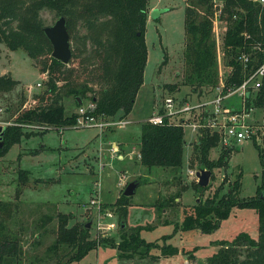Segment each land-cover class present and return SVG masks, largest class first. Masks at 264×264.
I'll return each instance as SVG.
<instances>
[{
  "label": "rangeland",
  "instance_id": "1",
  "mask_svg": "<svg viewBox=\"0 0 264 264\" xmlns=\"http://www.w3.org/2000/svg\"><path fill=\"white\" fill-rule=\"evenodd\" d=\"M189 2L150 0L151 7L156 5L167 9L156 17L148 12L144 23L147 58L142 82L130 110L125 115L117 110L109 117L117 119L122 116L126 122L104 126L102 130L97 125L60 124L59 128L48 123L39 127L35 124L30 129L21 127L23 133L18 140L0 154V234L2 232L6 238L16 240L19 264H54L56 260L64 261L68 257L71 250L68 245L61 243L56 248L50 247L60 215L65 218L66 225L90 220L88 234L93 237V207L88 206V201L95 195L97 187V194L103 202L101 206L110 207L114 222V226L101 236L117 239L115 198L126 182L135 178L139 183L128 197L125 229L142 225L138 235L144 241L159 245L152 246L148 254L136 252L123 256L117 255L115 245L105 241L89 249L73 264H200L217 250L218 240L231 239L240 231L252 237L258 235L257 213L252 207L232 206L229 214L209 232L199 228L181 229L179 225L184 212L191 211L195 202L212 195L215 190L219 195L224 194L231 189L237 176L240 182L236 191L238 197L257 193L261 182L258 147L264 150V141L259 136L244 138L234 142L232 147L224 148L229 151L225 156L226 163L209 168L199 160L195 151L201 135L186 126L183 127L186 142L180 166L149 167L138 160L140 123L165 94H175L180 100L190 101L212 94L213 88L203 87V93L199 94L183 82L184 8ZM218 8V5L214 6L213 14L217 81L232 69L227 63L223 43L226 19L220 17ZM203 11L201 8L200 12ZM39 15L43 24L51 23L56 17L48 9H41ZM3 72L8 73L17 84L9 91L0 92V120L11 117L18 105V109L21 108L32 93H37L44 86L43 73L21 48L10 49L0 42V73ZM36 81L40 82L38 86ZM166 83H176L177 87L169 90ZM62 99L64 112L75 113L77 104L72 97L68 95ZM240 99L234 93L224 102L239 107ZM85 102L83 98L81 104ZM263 111V107L251 105L248 120L260 121ZM112 141H115V151ZM221 148L218 137L217 145L209 149V157L217 158ZM117 152L123 153V156L118 158ZM99 163L103 164L102 169L98 168ZM200 168L211 170L208 183L203 186L198 184L195 174ZM19 169L26 170L23 180L19 178ZM175 194L178 196L172 199ZM164 200L165 206H158ZM176 224L178 228H175ZM164 244L177 246L178 251L163 255L160 246Z\"/></svg>",
  "mask_w": 264,
  "mask_h": 264
},
{
  "label": "trees",
  "instance_id": "2",
  "mask_svg": "<svg viewBox=\"0 0 264 264\" xmlns=\"http://www.w3.org/2000/svg\"><path fill=\"white\" fill-rule=\"evenodd\" d=\"M221 1L219 14L226 19L223 43L228 56L227 63L232 68L225 83L237 85L264 60L263 51L251 49L254 43L264 46V2ZM149 3L150 0H0V42L10 49L21 48L44 75L42 89L32 93L22 108L18 109V105L13 120L70 124L75 119V113L64 112L62 99L68 95L77 105L76 96L81 101L90 98L95 103L93 113L103 118L112 117L117 110L125 115L142 82L147 58L144 23L151 8ZM213 4V0H190L184 8L186 41L183 47V82L199 94L203 87L213 88L218 83ZM201 8L203 13L200 12ZM41 9L65 16L71 50L65 63L49 54L51 45L40 28L43 24L39 15ZM242 49L251 53L246 66L237 59ZM16 84L17 81L8 73H0V92L9 91ZM166 86L169 90L177 87L176 83H166ZM246 105L264 108V74L260 85L248 90ZM20 128L16 124L2 126L0 154L18 140L23 133ZM185 142L182 125L143 121L140 123L138 160L149 167L180 166ZM217 142V134H210L209 131H204L196 142L197 156L209 168L226 163L227 149L221 148L215 159L208 155L210 147L217 145ZM258 150L261 182L255 195L244 198L236 195L240 183L237 176L231 189L224 194L219 195L215 190L212 195L195 202L191 211L184 212L179 225L181 229L199 228L209 232L229 214L232 206L252 207L257 213L258 235L252 237L240 231L231 239L218 240L217 250L200 264H264V150L259 147ZM18 172L19 178L23 180L26 170L19 169ZM177 196L175 194L171 197L175 199ZM128 197L121 192L115 198L118 214L116 241L112 240V236L89 237L86 221L66 225L65 218L60 215L50 247L56 248L58 244L64 243L71 250L64 261L56 260L54 264H73L89 249L105 241L115 245L117 255L123 256L136 252L140 255L148 254L152 246H158L156 242L144 241L138 235L142 225L125 229ZM164 202L158 206H165ZM175 228H178L177 224ZM17 250L19 247L16 240L6 238L1 232L0 264H19L16 259ZM177 251L178 247L174 245L160 246L163 255Z\"/></svg>",
  "mask_w": 264,
  "mask_h": 264
},
{
  "label": "built area",
  "instance_id": "3",
  "mask_svg": "<svg viewBox=\"0 0 264 264\" xmlns=\"http://www.w3.org/2000/svg\"><path fill=\"white\" fill-rule=\"evenodd\" d=\"M258 1L264 2V0ZM215 5L219 6L218 10L220 12L222 3L214 1ZM251 49L253 51L261 50L264 52V46L260 43L252 44ZM250 54L249 51L242 49L237 55V59L241 61L243 66H246L250 60ZM263 74L264 60L245 75L243 80L237 85L226 84V76L220 78L218 83L213 87L212 94L204 96L201 99L194 101L188 99L180 100L177 95L167 93L154 107L153 111L144 118V121L153 124L177 123L183 127H190L193 133L200 135L204 131L215 133L218 135L221 147L223 148L232 147L234 142L241 141L244 138H256V136H259L264 141V111L260 121L251 122L248 120L250 106L246 105L248 90L250 88L256 89L260 85ZM39 84V81L35 82L36 86ZM202 93L203 91L200 92V94ZM234 93H237L241 98L239 107L229 106L224 102L225 98ZM85 99L84 105L81 102L77 105L75 119L70 123V126L97 125L102 130L104 126L109 127L112 124H120L127 121L122 117L117 119L103 118L100 114L93 113L94 101L90 98ZM24 105L25 102H23L22 107ZM1 110L2 108L0 107ZM13 116L0 120V125L16 124L19 127H29L30 129L35 124H37V127L41 126L40 124H44L26 120L14 121ZM56 127L60 128L61 126L56 125ZM112 149L113 151L116 150L113 146ZM136 153L138 156V150ZM102 167L103 164L99 163L98 168L102 169ZM97 184L98 182L96 181ZM97 190L95 191V195L88 201V206L92 205L93 207L92 225L95 230V234L93 235L95 238L99 235L101 236L104 231L114 226L112 220L113 211L110 210V207H102L103 202L99 198Z\"/></svg>",
  "mask_w": 264,
  "mask_h": 264
},
{
  "label": "water",
  "instance_id": "4",
  "mask_svg": "<svg viewBox=\"0 0 264 264\" xmlns=\"http://www.w3.org/2000/svg\"><path fill=\"white\" fill-rule=\"evenodd\" d=\"M166 7H152L149 10V14L152 17H156L160 12L166 10ZM41 30L45 37L48 39L51 49L50 55L61 62H67L70 57V41L69 34L66 29V19L63 14H57L54 20L51 23H46L41 25ZM77 103H80L81 99L77 97ZM2 133V126L0 125V137ZM2 140L0 138V145ZM211 170L207 168H200L195 171L197 176V181L200 185H206L209 180ZM138 184V180L131 179L126 182L123 189L121 190L122 194L130 195L134 192L135 186ZM90 220H87L85 226L88 227Z\"/></svg>",
  "mask_w": 264,
  "mask_h": 264
},
{
  "label": "crops",
  "instance_id": "5",
  "mask_svg": "<svg viewBox=\"0 0 264 264\" xmlns=\"http://www.w3.org/2000/svg\"><path fill=\"white\" fill-rule=\"evenodd\" d=\"M152 7H158V6L153 5ZM152 7H151V8H152ZM151 8H150V9H151ZM111 145H112V146L115 145V141H112V142H111ZM116 147H118V145H116ZM116 156H117L118 158H120V156H123V153H121V152H117Z\"/></svg>",
  "mask_w": 264,
  "mask_h": 264
}]
</instances>
